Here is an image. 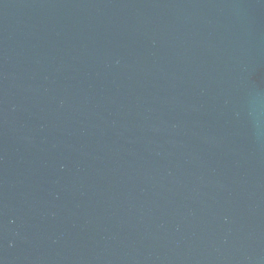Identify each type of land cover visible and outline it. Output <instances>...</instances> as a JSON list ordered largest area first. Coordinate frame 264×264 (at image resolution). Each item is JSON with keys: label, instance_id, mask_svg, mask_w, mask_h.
Segmentation results:
<instances>
[{"label": "water", "instance_id": "obj_1", "mask_svg": "<svg viewBox=\"0 0 264 264\" xmlns=\"http://www.w3.org/2000/svg\"><path fill=\"white\" fill-rule=\"evenodd\" d=\"M0 264H264V0H0Z\"/></svg>", "mask_w": 264, "mask_h": 264}]
</instances>
